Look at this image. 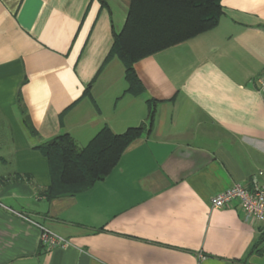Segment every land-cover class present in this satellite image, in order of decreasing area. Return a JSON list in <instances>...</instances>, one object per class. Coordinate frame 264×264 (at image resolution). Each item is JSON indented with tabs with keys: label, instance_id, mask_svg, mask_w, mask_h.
Masks as SVG:
<instances>
[{
	"label": "crops",
	"instance_id": "crops-1",
	"mask_svg": "<svg viewBox=\"0 0 264 264\" xmlns=\"http://www.w3.org/2000/svg\"><path fill=\"white\" fill-rule=\"evenodd\" d=\"M130 4L0 0V264H264V242L249 254L264 227L236 202L211 205L264 185V0H221L215 28L136 63L140 96L120 60L106 61ZM142 125L103 180L43 197L36 147L66 134L84 148L104 127ZM37 225L67 245L43 248Z\"/></svg>",
	"mask_w": 264,
	"mask_h": 264
},
{
	"label": "trees",
	"instance_id": "trees-1",
	"mask_svg": "<svg viewBox=\"0 0 264 264\" xmlns=\"http://www.w3.org/2000/svg\"><path fill=\"white\" fill-rule=\"evenodd\" d=\"M221 0H131L122 31L113 33V45L106 61L117 58L124 66L126 92L145 93L135 71L139 61L184 43L215 28L222 15ZM88 89L85 95H88ZM155 100H149L148 124L153 120ZM23 116V115H22ZM22 123L32 137L37 135L28 117ZM145 132V127L128 129L115 135L102 128L84 147H76L62 134L36 147L48 164L50 185L43 192L47 201L90 189L103 180L119 162L129 145ZM264 234L259 236L249 254H261Z\"/></svg>",
	"mask_w": 264,
	"mask_h": 264
},
{
	"label": "built area",
	"instance_id": "built-area-1",
	"mask_svg": "<svg viewBox=\"0 0 264 264\" xmlns=\"http://www.w3.org/2000/svg\"><path fill=\"white\" fill-rule=\"evenodd\" d=\"M260 91L264 93V73L258 80ZM237 203L241 218L245 223L257 224L264 227V185L252 179L248 186L235 185L230 189L214 196L211 200L213 208H223ZM40 229L41 246L47 250L66 246L67 242L46 229L37 225Z\"/></svg>",
	"mask_w": 264,
	"mask_h": 264
}]
</instances>
